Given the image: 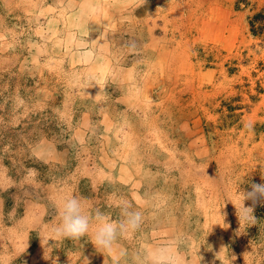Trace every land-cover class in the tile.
<instances>
[{"label":"rangeland","instance_id":"374dc122","mask_svg":"<svg viewBox=\"0 0 264 264\" xmlns=\"http://www.w3.org/2000/svg\"><path fill=\"white\" fill-rule=\"evenodd\" d=\"M262 176L264 0H0V264H264ZM70 195L143 224L61 238Z\"/></svg>","mask_w":264,"mask_h":264},{"label":"clouds","instance_id":"9594fccd","mask_svg":"<svg viewBox=\"0 0 264 264\" xmlns=\"http://www.w3.org/2000/svg\"><path fill=\"white\" fill-rule=\"evenodd\" d=\"M264 179V176H262ZM241 206L236 208L238 221L241 224L254 221V205L258 200L264 201V184L251 185V191H239ZM251 200L253 206H245L244 201ZM227 201H231L228 199ZM131 205L121 206V219L112 220L110 217L96 210L90 212L83 201L74 195L64 198L57 206L58 224L54 232L61 238L79 241L90 236V242L98 252L111 253L117 241L121 238H131L143 224V214L138 210H130ZM228 226V225H227ZM46 241L41 238V244ZM120 255H125L122 250ZM46 259V258H45ZM234 260L235 257H232ZM141 264H183L180 257L171 246H161L145 250Z\"/></svg>","mask_w":264,"mask_h":264}]
</instances>
